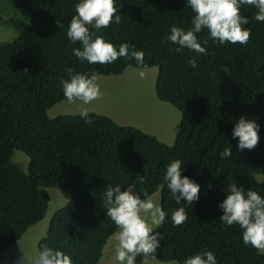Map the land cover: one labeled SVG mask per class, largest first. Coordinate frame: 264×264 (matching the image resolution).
<instances>
[{
  "label": "trees",
  "instance_id": "16d2710c",
  "mask_svg": "<svg viewBox=\"0 0 264 264\" xmlns=\"http://www.w3.org/2000/svg\"><path fill=\"white\" fill-rule=\"evenodd\" d=\"M76 2L0 0V25L16 34L0 42V254L44 218L50 198L43 200L41 192L57 187L70 197L52 216L38 250L60 249L73 264H98L117 230L105 215L103 191L119 183L134 185L142 198L161 188L166 217L156 229L164 235L157 261L183 264L206 247L217 264H264V255L242 242L237 224L219 220L216 207L230 182L264 196V22L254 19L256 9L241 8L249 17L246 44L214 43L205 29L196 34L208 41L205 53L186 47L177 52L165 37L173 24L191 27L194 13L185 0H115L120 23L110 22L97 34L114 46L127 41L142 50L143 64L130 57L89 64L73 55L80 44L66 36ZM128 67L157 68V99L180 113L171 145L95 113H88L87 123L80 115L47 116L66 100L60 82L69 78V69L118 77ZM241 114L260 125L252 149L238 150L231 137ZM225 147L232 154L221 158ZM16 151L29 158L27 167L12 163ZM175 158L185 164L182 175L201 186L199 200L184 205L187 218L178 225L170 214L179 205L163 181L165 165Z\"/></svg>",
  "mask_w": 264,
  "mask_h": 264
},
{
  "label": "clouds",
  "instance_id": "9594fccd",
  "mask_svg": "<svg viewBox=\"0 0 264 264\" xmlns=\"http://www.w3.org/2000/svg\"><path fill=\"white\" fill-rule=\"evenodd\" d=\"M185 3L194 13L191 17V27L185 29L173 24L165 37L177 45L175 49L177 52L186 47L196 53H205L206 48L203 45L208 41H200L196 35L205 29L214 43L246 44L250 29L245 27L249 17L241 14L243 6L255 8L254 19L264 22V0H185ZM114 5L115 0H77L75 14L71 16L66 31V36L72 42L78 41L80 44V47L72 49V53L81 62L86 61L89 64H110L118 57H130L137 65H142L144 57L142 50L136 49L127 41L114 46L103 35L97 34L102 28H107L110 22L120 23L121 15ZM188 62L193 68L196 67L194 58H190ZM60 83L63 95L68 101L75 99L88 104L102 95L95 72L88 74L69 69V78L62 79ZM79 115L86 123L90 122L91 117L88 116L87 108H80ZM259 128L260 125L255 120L241 114L231 129V137L236 139L237 149H252L258 142ZM231 154L232 147H225L219 152L221 158H227ZM183 172L185 164L180 158L172 159L165 165L163 181L179 205L170 214L173 225L186 220L184 205L193 204L200 198V184L188 175H182ZM137 179L143 183L142 175ZM134 187L132 184L123 188L119 183L108 184L103 191L105 215L117 229L113 233L117 243L114 245L112 255L117 264H137L138 254L155 259L156 249L164 239V235L156 229L164 223L165 211L151 198H142ZM221 191L224 197L216 205L221 213L219 220L229 226L237 224L241 229L242 242L264 255V196L251 187L245 189L243 185L238 186L235 182L227 185L226 192ZM43 194L48 200L49 195L45 189L41 192L42 198ZM16 264H19V261H16ZM31 264L73 262L62 250L44 246L37 256L31 258ZM183 264H217V258L205 247L187 256Z\"/></svg>",
  "mask_w": 264,
  "mask_h": 264
},
{
  "label": "rangeland",
  "instance_id": "374dc122",
  "mask_svg": "<svg viewBox=\"0 0 264 264\" xmlns=\"http://www.w3.org/2000/svg\"><path fill=\"white\" fill-rule=\"evenodd\" d=\"M15 32L0 25V42L15 39ZM143 73V75H140ZM157 68L137 69L128 67L118 77L97 76L102 95L97 99L83 104L80 100L67 99L54 105L47 111L49 118L65 115H79L80 108H87L88 113H95L111 118L118 125H129L139 128L144 133L155 136L160 142L171 145L178 129L180 113L171 105L160 102L155 94ZM22 162L21 167H27L29 158L16 151L12 157ZM49 195L44 218L30 227L13 245L5 248L0 254V264H31V258L38 255V243L45 236L49 222L54 213L63 208L70 194L59 188L46 189ZM161 188L148 198L161 206ZM114 236L110 237L102 251L98 264H117L112 259ZM137 264H177L175 262L161 263L156 259L138 254Z\"/></svg>",
  "mask_w": 264,
  "mask_h": 264
},
{
  "label": "water",
  "instance_id": "95a60500",
  "mask_svg": "<svg viewBox=\"0 0 264 264\" xmlns=\"http://www.w3.org/2000/svg\"><path fill=\"white\" fill-rule=\"evenodd\" d=\"M45 194H46V193H45ZM45 194H43V199H44V200H47V196H46Z\"/></svg>",
  "mask_w": 264,
  "mask_h": 264
}]
</instances>
